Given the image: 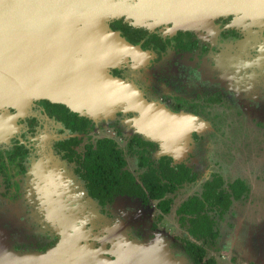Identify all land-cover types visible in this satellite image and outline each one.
Masks as SVG:
<instances>
[{
	"label": "rangeland",
	"instance_id": "374dc122",
	"mask_svg": "<svg viewBox=\"0 0 264 264\" xmlns=\"http://www.w3.org/2000/svg\"><path fill=\"white\" fill-rule=\"evenodd\" d=\"M126 20L137 26L134 19ZM224 30H234L239 37L220 40L217 34ZM263 30L264 16L231 14L225 26H216L203 41L216 52L201 59L172 52L151 66L145 64L146 57L134 59L133 69L126 68L125 80L119 81L136 105L113 103L103 111L84 114L93 121L89 141L112 139L133 176L143 171L127 148L129 139L136 136L153 143L144 153L149 164L155 166L157 158L165 155L172 165L184 164L194 173V182L167 195L172 201L167 215H160L154 202L141 205L125 199L98 208L85 197L72 166L56 154L55 142L68 135L59 124L37 108L31 109V104L20 112H0V146L18 139L29 150L19 198L4 197L0 183V264L47 260L108 264L120 260L124 250H131L127 254L140 264V257L144 260L150 255H159L168 264H191L182 255L183 245L191 239L175 209L186 198L198 195L213 175L224 183L240 179L248 192L232 202L220 219L215 217L218 237L213 246H203L204 257L215 264H264ZM173 31L167 26L160 34L169 36ZM126 54L131 57L130 53L121 55ZM121 61H126L123 56ZM212 94H219V104H198ZM181 98L198 105V111L173 113L174 101ZM26 118H33L35 124L28 126ZM130 146L137 150L136 145ZM52 233L59 237L56 246L44 254L35 252Z\"/></svg>",
	"mask_w": 264,
	"mask_h": 264
},
{
	"label": "water",
	"instance_id": "95a60500",
	"mask_svg": "<svg viewBox=\"0 0 264 264\" xmlns=\"http://www.w3.org/2000/svg\"><path fill=\"white\" fill-rule=\"evenodd\" d=\"M245 12L264 16V0H0V40L8 43L0 72L24 102L46 99L81 115L113 103L136 105L106 72L121 54L136 51L108 29L110 20L124 16L136 24L197 30L218 16ZM128 252L108 264H140ZM140 258L143 264H168L159 255Z\"/></svg>",
	"mask_w": 264,
	"mask_h": 264
},
{
	"label": "trees",
	"instance_id": "16d2710c",
	"mask_svg": "<svg viewBox=\"0 0 264 264\" xmlns=\"http://www.w3.org/2000/svg\"><path fill=\"white\" fill-rule=\"evenodd\" d=\"M111 32L117 33L124 41L134 46L146 36V32L140 28H132L121 20H116L107 25ZM191 35L188 33H176L169 40H161L153 35L145 38L142 47L152 44L157 49L156 54L163 52L167 45H171L176 51H187L193 46L190 41ZM64 127L71 132L86 134L89 130L90 120L85 117H78L74 113L68 112L63 107L52 105V110L47 111ZM79 141L70 139L63 145L69 150L70 156L76 153L72 148L79 146ZM62 144H60V148ZM75 155L76 162L83 170L89 195L100 204L109 202L115 195H128L139 198L146 203L148 199L156 201V208L167 214L171 201L164 196L172 193L176 188L185 183H191L194 175L183 166L171 167L167 158H160L155 168L147 167V171L138 177V183L126 171L123 170L125 163L121 151L114 142L108 139H98L91 144H83ZM139 166H146V161L139 159ZM228 192L222 188V183L218 178L207 181L202 186L201 198L192 197L181 203L177 209L180 222H185L187 233L206 247L213 245L216 233L213 231V222L209 219L207 212L215 210L219 214L229 207L232 200H238L240 195L246 192L242 182L234 181L227 185ZM184 225V223H183ZM185 252L194 261L199 263L205 256L204 249L186 241ZM202 264H212L207 259Z\"/></svg>",
	"mask_w": 264,
	"mask_h": 264
},
{
	"label": "flooded vegetation",
	"instance_id": "af4514ba",
	"mask_svg": "<svg viewBox=\"0 0 264 264\" xmlns=\"http://www.w3.org/2000/svg\"><path fill=\"white\" fill-rule=\"evenodd\" d=\"M229 19H231V14L215 18L212 20L211 25H207L206 29L205 28L204 29H197V30H178V29L176 30V29H173L174 30L173 33L169 36H167V35L162 36L160 34L163 29L167 28V26L171 27V25H169V24L157 25V26H153V27H149V28H147V27H133L123 17H119L117 19H112L108 22V24H110L111 22H114L116 20H121L122 23H124V24H126L132 28H140V29L144 30L146 32V34L148 35L145 38H148L149 36L153 35L155 37H158L161 40H169L174 35H176V33H188L191 35L190 41L192 42L193 46H191V48L187 51H179L178 52V51L174 50V48L171 45H167L165 47L164 51L159 52V54L157 55L156 54L157 49L153 48L152 44H149V46H147V47H142L143 42L145 40V38H144L137 45L133 46L136 49L135 54H132L131 57L129 56V54H126L128 56L121 55V59L119 57L118 60H114L112 62V64H110L108 67H106V72L112 78L123 81V80H125V72H126L125 69L130 68V67H131L130 69H133V65H131V64H132V62L134 63V59L138 60L140 57L143 59H144V57H146V63L145 64L146 65L148 64L147 66H151V65H155V64L160 63L162 61L163 56L168 52H172L175 55H194L195 57H197V59H201V58L205 57L209 52H216V50L214 48H212L211 46H209L208 44L203 42L205 40V38H207V35L212 34L214 32V29L216 28V26L218 28L225 26L228 23ZM261 34L264 37V30L261 32ZM217 37L220 40H225L227 38H238L239 34L236 33L234 30H224V31L219 32L217 34ZM122 56H123V60H126V61H121ZM151 56H152V58H151ZM129 63H130V65H129ZM143 66H145V65L143 64ZM138 69H142V68L140 67ZM10 85H12V81L9 80L8 74L0 72V112H2V111H9V112H13V111L17 112L18 111V112H20L28 104H31V109H32V107L37 108L39 113L42 116H44L46 119L51 120V121L59 124L61 126V130L67 132L68 135L66 138H63V139L55 142L54 148L56 150V154H58L60 160L64 161L66 164L72 166V173L77 178V180H79V182L81 183L82 188L84 189L85 197L88 200L92 201L100 209H104L105 207L112 205L115 199H125V200L138 201L141 205H147L149 202H154V208L160 213V215L169 214V212L171 210V204L169 207L170 208L169 212L167 214H162L156 208V201H153L151 199H148L147 202L144 203L139 198H136V197H132V196H128V195H115V196L111 197L109 202H105L104 204H100L96 199L92 198L89 195V192L87 190L86 181H85L84 175H83V170L81 169L78 162H76L75 155L77 156L76 153H78V150H80L81 146L87 142L94 144V142L98 139H108V140H111L112 142H114V141L112 139H109V138H97V139L89 141L90 138L88 136V133L93 128V121L90 117H88L87 115H81V114L71 112L64 105L59 104V103L50 102L46 99L45 100L35 99V100H32L31 103H30V101L24 102L22 97L21 96L19 97L17 95V92L14 91L15 89L10 88ZM187 101L188 100H184L182 98L174 101V105H172L173 113H178L181 111V109H184L189 113L195 114L198 111L199 106L192 104L193 102H190L191 103L190 104ZM220 102H221V98H220L219 94H212V95H207L203 99H200L198 104L200 103L203 106H205V105L211 106V105L219 104ZM52 105H58L60 107H63L64 109H66L68 112L76 114L78 117H85L88 120H90V126H89V130L87 131V133L82 134V133L71 132L70 130L66 129L60 121H58L57 119H55L51 115L47 114L46 110L51 111ZM24 122L28 126L35 124V120L33 118H31V119L26 118V120H24ZM70 139H74V140L79 141V143H78L79 146L72 148L76 152V153H74L75 155H73V156H70V154L67 151V150H69L70 147H68L67 150L64 149V147H63L64 146L63 144L65 142H68ZM130 143L136 145L137 150H132ZM60 144H62L61 148H60ZM115 145L117 146L116 143H115ZM117 148H118V146H117ZM127 148L131 154L136 155L137 166H138V168L143 169V171L140 174L147 171V167L155 168L157 166L158 160L160 158L164 157V158L168 159L169 166H171V167H176L179 165L183 166V167L187 168L191 174L194 175V173L191 172V170L188 167H186L184 164L172 165L171 159L165 155L159 156L157 158L155 166L149 164L147 158L144 156V153L146 151V148H153V143L149 140H145V139L141 138L140 136L130 138L129 142L127 143ZM28 151L29 150H28L27 146H25L18 139L12 140L8 146H0V183L2 184V187L4 189L2 194L4 197H7L13 201L17 200L20 196V184H21V181L23 180V178L26 174L25 160L27 159ZM121 155H122V158H123L124 163H125L123 170L128 172L134 178L135 182L138 183V177L140 174L137 177L133 176V174L126 169V162H125V159L123 157L122 152H121ZM140 158H142L143 160L146 161V166H143V167L139 166V161H140L139 159ZM214 178H218L221 181L222 188L226 192H228V189H227L228 184H230L236 180L239 182H242L243 186L246 188V192L241 194L238 200L243 198V196H245L248 192L247 185L243 181H241L240 179H235L229 183H224L220 176L213 175L207 181H211ZM194 180H195V175H194ZM194 180H193V182H194ZM207 181H205V182H207ZM185 184H189V183H185ZM203 184H202V186H203ZM182 186H180V187H182ZM202 186H201L200 193L198 195L190 196L178 204L177 208L175 209V215L178 218L179 224L185 228V233H186L187 237L191 239L190 242H192L193 244L203 248L204 252L206 254V249L203 247L205 245L202 244L200 241L194 240L187 233L186 225H185L186 223L183 222L184 223V225H183V223L180 222L179 215L177 214V209L181 203L185 202L186 200H188L192 197H196L198 199L201 198ZM180 187H178V188H180ZM178 188H176L173 192H175ZM9 193H10V195H9ZM172 193H168L164 197L171 201V199L168 198L167 195L172 194ZM238 200H232L231 199V203H230L229 207L231 206L232 202H235ZM171 203H172V201H171ZM229 207L227 208V210H225L221 214H219L215 210L207 212L209 219L213 222V231L216 233V237L213 241V244L218 237V232L215 228V217L220 219L229 210ZM58 241H59V237L57 234H55V233H52L51 235L47 234V237L45 239H43L41 244L37 245V247L34 251L39 253V254L46 253L47 251L53 249L56 246ZM186 241H189V240H186ZM181 250H182V248H181ZM182 252H183L182 255L189 258L191 264H202V262H204L207 259L211 260L212 264H215V262L212 258H205V257L199 263H194V261L188 256V254L184 250H182Z\"/></svg>",
	"mask_w": 264,
	"mask_h": 264
},
{
	"label": "crops",
	"instance_id": "0c3cea01",
	"mask_svg": "<svg viewBox=\"0 0 264 264\" xmlns=\"http://www.w3.org/2000/svg\"><path fill=\"white\" fill-rule=\"evenodd\" d=\"M226 15H229V14H226ZM226 15H223V16H226ZM120 17H123L124 19H128V18H126V17H124V16H120ZM218 17H221V16H218ZM218 17H216V18H218ZM215 19V18H214ZM151 22H149V21H145V23H141V24H137V26H135V25H131V26H133V27H147V28H149V27H153V26H151ZM159 25H163V24H159ZM170 25V24H169ZM157 26V25H156ZM2 30H1V28H0V32H1ZM7 45H8V43H7V41L6 40H0V65L1 64H5V63H3L2 62V58L3 57H1V52H2V49H5L6 47H7ZM101 67V66H100ZM10 88L11 89H14V87H13V85H10Z\"/></svg>",
	"mask_w": 264,
	"mask_h": 264
}]
</instances>
